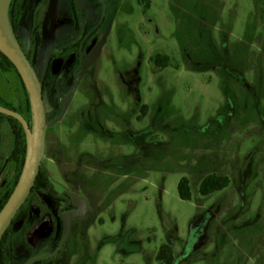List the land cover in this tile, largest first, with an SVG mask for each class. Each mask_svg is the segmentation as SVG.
<instances>
[{
  "label": "rangeland",
  "instance_id": "374dc122",
  "mask_svg": "<svg viewBox=\"0 0 264 264\" xmlns=\"http://www.w3.org/2000/svg\"><path fill=\"white\" fill-rule=\"evenodd\" d=\"M80 2L93 30L81 49L72 0H23L19 9L41 82L55 69L41 164L49 187L16 222L53 217L59 207L49 195L71 196L93 220L88 239L70 244V264H163L164 245L173 264H264V0ZM157 54L169 57L167 69L154 65ZM11 89L13 76L0 74L7 101ZM12 146L6 124L5 158ZM210 174L229 186L203 197ZM12 176L5 160L0 204ZM184 177L190 201L178 193Z\"/></svg>",
  "mask_w": 264,
  "mask_h": 264
},
{
  "label": "trees",
  "instance_id": "16d2710c",
  "mask_svg": "<svg viewBox=\"0 0 264 264\" xmlns=\"http://www.w3.org/2000/svg\"><path fill=\"white\" fill-rule=\"evenodd\" d=\"M22 1L23 0H11L8 11L13 35L16 38V40L19 42V44H21L22 42L20 37V23H19V19H20L19 9L21 7ZM71 7L75 19V26L79 31L80 36L83 37L84 34H86L90 30V27L88 26L84 30H81L82 23L80 22V18L78 15L80 12V8L76 0H72ZM74 46H76L77 48L79 47L77 44H75ZM62 52L67 53L68 50L64 49ZM26 55L28 60L31 62L30 53L26 52ZM52 61L53 60L51 59L49 64H51ZM152 62L156 67L165 70L169 67L170 59L168 56H162L160 54H157L152 58ZM52 70H53L52 68L50 67L48 68L45 78L42 82L43 95H45L46 91L48 90V84L50 83V79H53L54 77ZM0 74L13 76L15 86L17 88V92H13V90L11 89V95H12L11 101L10 100L7 101L3 97V95L0 94V107L20 114L26 120V122L29 124L31 128L33 122V114H32V106L30 103L29 94L15 66L9 60V58L6 56V54L1 48H0ZM57 105L60 111L64 109V104H62V102H59ZM146 110L147 107H145L142 110L143 116L146 115ZM6 124L10 125L13 134V146L7 158H5L2 154L3 131H4V126ZM27 148H28L27 137L22 123L13 117L0 113V172H1L2 164L5 160L12 164V171H13L12 179L7 185L8 189L6 188L8 190V195L1 202L0 211L3 209L4 205L8 201L9 197L11 196L12 192L14 191L18 183V180L21 176L25 164V160L27 156ZM48 182L49 181L45 173L41 169L37 177L34 189L36 188L37 185L47 184ZM229 182L230 180L226 176H220L217 174L207 175L200 183L199 193L203 197H208L214 193L225 190L229 186ZM178 193L182 200L190 201L192 199L190 181L188 178L184 177L181 179L178 185ZM7 240H8V232L3 236L0 242V253L3 248V243L6 242ZM156 259L158 262L163 264H173L174 256L172 249L167 245L162 246L158 251Z\"/></svg>",
  "mask_w": 264,
  "mask_h": 264
},
{
  "label": "flooded vegetation",
  "instance_id": "af4514ba",
  "mask_svg": "<svg viewBox=\"0 0 264 264\" xmlns=\"http://www.w3.org/2000/svg\"><path fill=\"white\" fill-rule=\"evenodd\" d=\"M103 3H105V0H99V2L95 3L94 5L103 8ZM79 8L80 12L78 15L80 22L82 23V17H80V14L82 13L81 6H79ZM86 27L88 26L83 25L82 23L81 30H84ZM92 33L93 30L90 28V30L84 34V39L79 46L80 49L85 47L84 45L88 44L90 37L93 35ZM87 39H89L88 42ZM20 45H22V42ZM21 47L24 50L23 45ZM100 47L101 45L98 44L90 56L97 48H99V52ZM24 52L26 54L25 50ZM79 56H81V53ZM52 69H55V67H52ZM48 187L49 182L47 184H39L35 189L33 188L31 194L20 211H23L24 207L27 212H30L27 205L29 203L28 201H30L29 198H31V196H33L37 191L47 192ZM7 189L4 192H7L6 195H8ZM49 196L58 204L59 209L57 214H55L53 217L49 215L46 218H29L30 216L25 214L23 218H19L18 222L15 220L17 217L16 215L7 230L8 240L3 243V248L0 253V264H70V262H72L70 244L74 242L75 237H84V239H88L87 234H89L88 231L92 228L93 218H87V216H89L92 210H89L86 207V203L83 202L82 216L72 217L75 213L80 211V206L78 203L80 201L73 199L71 196L63 198H57L52 195ZM92 205L94 207L93 203ZM65 218H69L67 229ZM80 220L84 222H81L82 224L78 225L79 222L77 221ZM13 236L15 238L17 237L18 240H15Z\"/></svg>",
  "mask_w": 264,
  "mask_h": 264
},
{
  "label": "water",
  "instance_id": "95a60500",
  "mask_svg": "<svg viewBox=\"0 0 264 264\" xmlns=\"http://www.w3.org/2000/svg\"><path fill=\"white\" fill-rule=\"evenodd\" d=\"M5 0H0V37L5 49H2L18 71L25 88L29 94L32 106L33 122L30 128L26 120L18 113L0 107V113L13 117L20 121L25 129L27 137V156L18 183L8 201L0 211V242L11 225L13 219L31 194L37 177L41 170V164L46 150V137L48 122L46 117V103L42 90V82L38 73L28 60L24 50L13 34L9 33L4 20L3 5ZM81 6V0H76ZM9 9V8H8ZM97 48L87 59L84 66L90 65L98 55ZM80 211L72 217H80L83 214V202H78ZM69 218H65L66 229Z\"/></svg>",
  "mask_w": 264,
  "mask_h": 264
},
{
  "label": "bare ground",
  "instance_id": "6f19581e",
  "mask_svg": "<svg viewBox=\"0 0 264 264\" xmlns=\"http://www.w3.org/2000/svg\"><path fill=\"white\" fill-rule=\"evenodd\" d=\"M9 2H10V0H5L4 1L3 11H4V20H5L6 28L9 31V33H11L9 25H8V22H7V8H8V5H9ZM0 48L5 49V46L3 44V41L1 39V37H0Z\"/></svg>",
  "mask_w": 264,
  "mask_h": 264
}]
</instances>
